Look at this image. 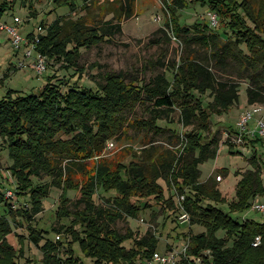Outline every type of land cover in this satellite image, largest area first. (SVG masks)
Returning <instances> with one entry per match:
<instances>
[{"label": "trees", "instance_id": "16d2710c", "mask_svg": "<svg viewBox=\"0 0 264 264\" xmlns=\"http://www.w3.org/2000/svg\"><path fill=\"white\" fill-rule=\"evenodd\" d=\"M42 1L0 0V16L17 3L27 8L28 15L34 16L35 3ZM87 1L52 0L54 8L66 6L69 12L77 11ZM134 1L119 0L115 20L110 18L101 23H89L83 16L75 20L57 17L44 25L46 32L39 34L37 50L47 58L62 60L65 69L78 70L80 47H90L119 33L122 21L134 13ZM197 3L216 15L215 26L209 21L196 22L192 27L179 23L177 11ZM163 4L173 17L166 23L171 35L180 37L187 45L200 44L209 58L199 55L198 60L192 54L183 56L179 63L171 64L170 78L161 73L146 84L133 79L136 83L133 89L122 84L119 74L104 75V82H98L95 88L79 83L81 73L78 80L70 78L64 82L51 74L44 76L38 93L7 92L0 97V139L12 160L8 170L16 181L14 194L18 199L27 197L30 202L29 209H14L8 204L3 192L7 180L0 171V208L7 207L10 216L8 219L0 214V264H18V259L24 256L22 234L16 233L18 247L7 240L13 227H25L35 245L45 240L39 246L43 264H81L83 258L93 264H137L150 257L157 251L155 235L138 237L130 229L119 233L111 224L123 214L137 216L142 208L150 205L149 198L161 204L164 211L174 209L176 202L165 196L159 178L165 179L175 192L185 194L189 226L204 227L202 232L193 234L190 228L183 234L188 242L189 258H182L178 264H196L197 256L202 258L197 264H264V220L243 218L237 221L230 214L250 208L257 196L264 197L263 170L256 154L249 158L253 168L238 173L234 198L228 202L229 211L217 205L227 203L217 182L199 180L200 165L216 158L219 151L220 137L210 133V118L238 102L239 78L248 82V104H264V0L255 6L252 0H163ZM34 35L30 32L27 37ZM209 61H213V70L207 64ZM140 92L152 100L153 106L148 111L149 117L135 119V125L149 132L163 133L169 128L159 126L158 120L166 119L177 109L182 126L190 127L180 130L179 134L172 130L180 146L169 156L159 155L149 163L137 156L128 163L120 160L112 166L107 159L99 157L89 173L86 164L75 158L101 155L94 149L98 140L93 128L104 131L102 127H107L108 123L107 129L116 131V120H119L120 129V112L128 106L130 96L135 93L138 97ZM207 92L212 100L204 103L200 95ZM118 109L119 119L115 118ZM92 118L97 122L91 126ZM59 131L74 136L66 141L56 140ZM237 132V129L229 130L226 143L230 147L234 146L230 135ZM243 138L244 146L262 141L257 136ZM66 161L82 166L80 171L85 170L87 175L84 182L79 183L70 176L68 164L71 163L66 164ZM221 171L227 174L226 170ZM42 174L47 175L49 181L39 184L35 179ZM52 187L60 190L56 217L72 216L71 223L62 224L61 229L69 232L78 250L73 243L66 247L61 240L55 243L43 235V232L59 233V229L33 225L35 215L42 210L41 200ZM71 190L80 194L79 202L84 204L82 209L73 212L67 209V193ZM97 191L112 193L106 197L109 207L102 209L95 204ZM219 230H224L225 236H218ZM256 236H260V243L253 246ZM129 240L132 245L126 248L124 243ZM62 247H66V252ZM204 250H209V254L204 255Z\"/></svg>", "mask_w": 264, "mask_h": 264}, {"label": "rangeland", "instance_id": "374dc122", "mask_svg": "<svg viewBox=\"0 0 264 264\" xmlns=\"http://www.w3.org/2000/svg\"><path fill=\"white\" fill-rule=\"evenodd\" d=\"M252 2L255 6V4H259L260 0H252ZM118 4L119 0H88L77 8V11L69 12V8L66 6L54 8L52 0H43L41 3H35L36 14L30 16L27 8L17 3L12 10L0 16V24L6 23L10 26H16V32L25 38L30 32L38 33L41 30L46 32L44 25H48V23L60 16H65L72 20L83 16L89 23H95V21L96 23H101L110 18L115 20L113 16L118 12ZM177 12L179 14V23L188 27H192L196 22L210 21L208 16L209 9L199 3L179 9ZM15 18L20 21L17 22ZM172 18L164 6L163 0H135L134 13L130 18L122 21V29L119 33L90 47H80V55L77 57L78 70L73 68L65 69L62 60L48 57L47 69L43 74H38L31 67L35 53L33 52L30 57H25L27 47L23 43L15 47L12 44V36L6 30H0V97L7 92L38 93L37 91L43 86L44 76L51 74L59 76L61 78L60 81L63 82L70 78L72 81L80 78V84L89 87L93 86L94 88L98 82H104V75L119 74L122 77L121 80H123L122 84L133 89V85L136 84L133 79L146 84L157 74L164 73L170 78L171 72L169 68L171 64L179 63L183 56L192 54L196 59L199 58V55L209 58L208 52L200 44L191 43L187 45L182 42L180 37L177 36L178 38H175L173 34L171 35L166 23H170ZM68 47L70 48V46ZM207 64L213 70V61H209ZM80 69H82L81 72ZM74 71L76 72L75 74ZM79 73H81V76L78 78ZM225 76L235 78L234 75L230 74H225ZM238 83V102L220 114H213L210 118V133H215L220 137L218 154L216 158L209 159L200 165L201 174L199 180L202 182L215 180L217 182V187L227 199V203H217V205L226 211L230 210L228 202L234 198L236 182L240 177L238 173L240 174L247 169L253 168L249 161L253 154H256L262 166V180L264 183V138L253 146L250 143L244 146L246 145L244 142L238 144L233 141L234 133H232L229 140L234 146L230 147L226 143L229 130L238 129L237 123L241 115L253 105L248 104L246 98L247 80L239 78ZM62 85L66 84L63 83ZM141 93L138 97L133 93L130 96L132 100L130 101L129 99L127 102L128 106L120 112L122 114L120 129L119 120H116V131H109L107 129L108 123L107 127H102L104 131L93 128V134L97 135L98 140L94 144L96 146L94 149L98 150L101 155L94 154L86 158H75L86 164L89 173H91L92 165L99 157L107 159L112 166L120 160L128 163L137 156L142 157L149 163L159 155L169 156L173 150L180 146L172 130L175 129L179 134L180 130L185 131L190 127L182 126L179 119V110L177 109L171 112L166 119L158 120L159 126L169 128L163 133H153V130L149 132L147 129H142L135 125V119L140 120L149 117L148 111L153 106L152 100L145 95H141ZM200 97L204 103L212 100L209 92L200 95ZM261 105L264 106V104ZM115 118L119 119V109ZM93 119L90 120L91 126L97 122V120ZM73 136L70 132L59 131L55 138L56 140L66 141L72 139ZM109 142H112L113 146L109 147ZM236 150L240 152H236ZM79 154L82 155V153ZM11 162L6 144L0 139V171L7 180L3 192L5 193L7 189H11L13 193L12 196L6 197L4 195V197L14 209L22 207L29 209L30 202L28 198L18 199L16 194H14L16 181L8 170ZM68 162L71 163L68 164L70 176L74 179L76 178L75 180L79 183L80 180L84 182L87 175L85 170L80 171L82 166L73 164L71 161H66V164ZM75 162L77 163V161ZM64 163L65 161L61 164L64 165ZM221 169L226 170L227 174L225 175ZM217 175H220L221 178H218ZM35 180L37 183L42 184L49 181V177L42 174ZM158 182L164 187L165 196L171 197L176 202L177 195L175 190L169 187L163 178H159ZM59 193L60 190L58 188L52 187L49 194L42 198V210L35 215L33 225L41 229H51V227L59 229V233L51 231L50 233L43 232V235L55 243L61 240L67 247L73 241L69 232L61 229V225H69L72 216L56 217V211L59 207ZM111 194V192L97 191L94 195L95 204L102 209L109 207L106 197L108 198ZM67 195L69 197L67 204L69 212L80 210L84 207V204L79 202L80 194L77 191H68ZM147 201L150 205L142 208L137 216L132 217L123 214L122 217L111 224V228L119 233H125L127 229H130L138 237L155 235L158 238L157 252L159 253L180 250L182 245L186 243L183 234L190 228L193 234L204 231V227L199 224H193L189 227L188 224H180L178 219L175 220L179 214L176 207H174V209L176 208L174 212H172L174 209L164 211L161 204L156 203L154 199L149 198ZM7 209V207L2 206L0 214H4L5 217L10 219ZM230 214L237 221H241L243 218L256 219L258 221L264 220V212H258L251 208ZM75 228H77V225ZM16 233L22 234L25 239L24 256L18 259V264H43L42 251L39 246L45 240L43 239L39 245H35L28 238V231L25 227H13V232L7 236V240L15 247H18ZM217 235L225 236L224 230H219ZM124 245L126 248L131 247V240L126 241ZM66 247H62V251L65 250L64 252H66ZM73 247L78 250L76 243H73ZM78 255L82 256L80 252H78ZM140 261L136 263L139 264ZM82 264H93V261L83 258Z\"/></svg>", "mask_w": 264, "mask_h": 264}, {"label": "built area", "instance_id": "2783aa9c", "mask_svg": "<svg viewBox=\"0 0 264 264\" xmlns=\"http://www.w3.org/2000/svg\"><path fill=\"white\" fill-rule=\"evenodd\" d=\"M208 16L210 20L209 22L212 24V26H215L217 24L216 15L213 12L209 11ZM16 21L19 22L20 20L16 19ZM0 30H6L12 36V44L15 47H18L21 43H23L27 47V50L25 52V57H30L32 56L33 52L35 53L33 57V61L31 62V67L32 69H34V71H36L38 74H43L46 71L47 57L37 50L39 34H41L43 30H41L38 33H35L33 38L22 37L16 32V26H10L6 23L0 24ZM237 124H238V129H237L238 132L233 136L234 142L238 144L243 143L244 142L243 136H251V137L257 136L260 138H264V106L261 104L251 105V108L246 110L241 115L240 120L238 121ZM108 146L109 147L113 146V143L109 142ZM175 193L177 195L176 208L179 211L177 219L180 224L186 223L189 226L190 216L185 207V194L178 192ZM4 194L6 195V197L13 195L11 189H7ZM250 208L258 212H264V197L257 196L253 200ZM259 243H260V236H256L252 242V245L256 246ZM187 248H188V242L184 243L180 250H171L165 253H159L156 251L150 257L141 259L139 264H178L179 260H181L182 258L185 259L189 258L187 256ZM203 254L204 255L209 254V250H204ZM201 259H202L201 256H197L194 259V261L197 264L201 262Z\"/></svg>", "mask_w": 264, "mask_h": 264}, {"label": "crops", "instance_id": "0c3cea01", "mask_svg": "<svg viewBox=\"0 0 264 264\" xmlns=\"http://www.w3.org/2000/svg\"><path fill=\"white\" fill-rule=\"evenodd\" d=\"M217 177H220V178H221V176H220V175H217ZM255 211H256V210H255ZM8 235H9V234H8ZM8 235H7V236H8Z\"/></svg>", "mask_w": 264, "mask_h": 264}]
</instances>
